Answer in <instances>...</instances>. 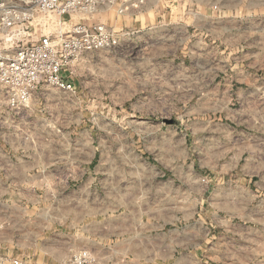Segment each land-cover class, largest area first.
I'll use <instances>...</instances> for the list:
<instances>
[{
	"label": "crops",
	"instance_id": "0c3cea01",
	"mask_svg": "<svg viewBox=\"0 0 264 264\" xmlns=\"http://www.w3.org/2000/svg\"><path fill=\"white\" fill-rule=\"evenodd\" d=\"M121 2L118 0L113 8L106 10L116 12L112 20L106 19L109 16L105 18L108 23L120 24L131 33L144 29H157L160 33L167 30L171 32L170 38L182 45L176 58L200 61L202 123L207 127L215 126L216 139L218 143L222 141L224 155L229 152L233 157L244 158V163L228 168L238 179L233 182L235 205L231 208V217L236 221L264 223V0H144L140 11L129 9L118 13ZM98 19L88 21L97 23ZM104 24L114 28V25ZM196 45L200 52L194 51ZM155 50L146 55L150 68L131 73L136 78L139 94L148 92L152 98L146 102L137 100L138 106L160 107L156 94L170 82L168 78L159 82L157 65L161 53ZM162 75L166 76L164 72ZM109 87L104 83L101 100L99 91L89 86V105L119 107ZM32 98L17 112L8 109L5 96V100L0 101V125L7 120L17 124L7 133L1 132L0 126V264H12V259H20L23 264H65L71 252L92 243L78 226L79 222L92 219L97 203L103 204L105 214L111 212L107 206L120 205L119 216L110 215L104 221L119 219L120 236L135 238L132 245L136 252L151 250L157 238L167 236L169 239L170 232L154 222L160 218L154 216L153 210L144 212L137 207L153 204L155 195L159 194V172L154 171L156 176L150 178L143 192L129 185L126 175H119L112 182L113 173L126 174L127 171L122 165L107 167L103 168L104 176L100 166L90 164V157L96 153V117L88 118L89 133L86 145L81 147L76 127L79 119L74 118L73 110L69 112L74 102ZM100 120L110 130L114 126L125 131L134 118L103 117ZM21 121L26 122V126L19 130ZM140 123L151 125L152 134H159L157 119H144ZM13 135L17 138L23 135L28 142H12ZM103 136L113 138L106 130ZM1 142H5L4 147ZM81 153L87 154V163L80 160ZM254 160L256 163H252ZM99 173H103V186L96 182ZM130 205L136 208H123ZM48 206L54 212H48ZM182 214L173 213L171 219L186 220V213ZM224 219L229 221L227 216ZM144 221L151 222L145 224ZM129 222H136L135 227ZM242 225L244 228L238 230L223 229L216 236L229 239L232 246H246L250 235L256 237L257 233ZM179 235L175 239L179 246L191 247L192 237L198 238L196 245L200 249L209 243L207 226L202 228L201 225L198 233L185 230ZM261 235L264 237V229L260 230ZM140 238L146 242L142 247Z\"/></svg>",
	"mask_w": 264,
	"mask_h": 264
},
{
	"label": "rangeland",
	"instance_id": "374dc122",
	"mask_svg": "<svg viewBox=\"0 0 264 264\" xmlns=\"http://www.w3.org/2000/svg\"><path fill=\"white\" fill-rule=\"evenodd\" d=\"M107 16L109 18H106ZM115 16V11L106 10H100L93 16H73L71 22H89L88 20L93 18L97 20L99 17L98 22L114 25L116 32L126 31L129 35L121 37V46L85 56L80 61L74 94H61L57 90L43 86L41 90L35 92L32 99L37 100L39 96L41 100L49 102H74L75 106L69 112L73 110L74 118L79 119L76 127L81 147L86 145L89 133L88 118L96 117L97 137L94 142L96 153L90 157V164L100 166L102 171L103 168L122 165L127 171L126 174L113 173L112 182L116 181L115 177L126 175L129 185L143 192L150 178L156 176L154 171L159 172L157 182L159 194L155 195L153 204L137 207L139 211L144 212L153 210L154 216L160 218L154 222L163 230L169 231L170 238L167 239V236L166 239L157 238L151 250L136 252L132 245L135 238L131 240L130 237L120 236L119 219L104 221V218L110 215L119 216L120 205L107 206L111 212L105 214L103 204L97 203L92 219L79 222L78 226L80 232H83L92 243L71 252L65 264H70L72 256L82 252H86L94 260L89 264H264V237L259 236L260 230L264 229L263 221L244 222L231 217V208L235 205L232 196L233 182L238 179L235 178L237 174L228 168L239 162L244 163V158L233 157L229 152L224 155L222 141L218 143L216 139L215 126L207 127L202 123L199 108L200 61H181L176 58V52L182 45L177 44L175 38H170L171 32L163 30L160 33L157 29L155 31L144 29L131 33L120 24L108 23L109 20L106 19L112 20ZM49 18H52V24L49 23L48 30L53 31L58 28V18L51 16ZM69 24L71 23L64 24V28ZM156 48L161 53L157 65L160 73L159 82L167 78L170 82L161 90L162 92L156 94L157 98L154 97L160 107H142L141 104L138 106L137 100L146 102L148 98L150 100L152 98L148 92L139 94L136 78L132 77L131 73L150 68V62L146 63V55ZM194 51L200 52V47L196 45ZM162 72L166 76H161ZM104 83L111 87L109 88L119 107L109 109L104 108L102 104L96 105L95 108L89 105V86L99 91V98L103 100ZM4 100L0 87V101ZM58 111L66 113L64 110ZM103 117H131L134 121H129L125 131L120 128L114 129V126H111L110 130V127L100 120ZM150 118L159 121L158 135L152 134L151 125L140 123ZM19 123V130L26 126V122ZM15 125L17 126L8 120L4 121L0 125L1 132H9ZM63 125L66 129L65 124ZM105 130L112 133L113 138H105L103 136ZM11 139L12 142L19 140L21 144L28 142L23 135H18V138L13 135ZM4 143L1 142V147H4ZM87 159V154L81 153L80 160L87 163ZM252 163H256L255 160ZM103 173L97 174L96 178L97 184L102 183L101 186ZM125 207L132 210L136 208L134 205L123 208ZM48 210L54 212L51 206H48ZM183 212L186 213V220L171 219L173 213ZM225 216L229 221L224 219ZM129 223L135 227L136 222ZM242 224L255 229L257 233L256 237L250 235L248 245L232 246L229 239L217 238L216 235L221 234L223 229L238 230L243 227ZM201 225L202 228L207 226L209 231V243L206 247L200 249L196 245L198 238L193 237L191 247L176 244L175 239L180 236L179 234L185 230H190L192 234L198 233ZM174 230L177 231L173 232ZM145 243V240L140 238L141 247ZM11 257L14 258L13 255ZM14 260L23 264L20 259H12V264Z\"/></svg>",
	"mask_w": 264,
	"mask_h": 264
},
{
	"label": "built area",
	"instance_id": "2783aa9c",
	"mask_svg": "<svg viewBox=\"0 0 264 264\" xmlns=\"http://www.w3.org/2000/svg\"><path fill=\"white\" fill-rule=\"evenodd\" d=\"M118 0H0V87L8 109L26 106L41 86L74 94L80 61L88 55L121 46L129 32L96 22H71L113 8ZM144 0H122L118 13L140 11ZM58 28L49 31L52 18ZM50 23V24H49ZM71 23L64 28V24ZM94 260L82 252L70 264ZM13 264H20L14 260Z\"/></svg>",
	"mask_w": 264,
	"mask_h": 264
},
{
	"label": "water",
	"instance_id": "95a60500",
	"mask_svg": "<svg viewBox=\"0 0 264 264\" xmlns=\"http://www.w3.org/2000/svg\"><path fill=\"white\" fill-rule=\"evenodd\" d=\"M169 123H171V122H169Z\"/></svg>",
	"mask_w": 264,
	"mask_h": 264
}]
</instances>
